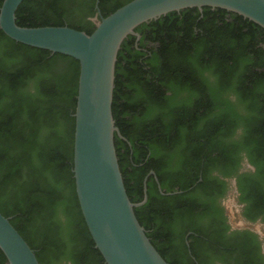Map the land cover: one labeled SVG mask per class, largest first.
<instances>
[{"label":"trees","instance_id":"1","mask_svg":"<svg viewBox=\"0 0 264 264\" xmlns=\"http://www.w3.org/2000/svg\"><path fill=\"white\" fill-rule=\"evenodd\" d=\"M127 1L97 0L100 16ZM94 3L21 0L14 22L88 34L94 25L84 18ZM133 31L138 39L124 37L113 64V147L130 202L142 199V180L152 171L146 200L132 210L153 248L175 264L155 216L165 221L173 211L191 210L185 193L201 181L203 166L235 174L244 153L254 171L247 197L239 188V200L258 212L264 208V29L237 13L202 6L169 11ZM77 76L72 57L16 42L0 30V214L39 264H105L80 213L71 171ZM192 165L190 182L180 181ZM154 178L163 193L151 191ZM0 264H6L1 251Z\"/></svg>","mask_w":264,"mask_h":264},{"label":"water","instance_id":"2","mask_svg":"<svg viewBox=\"0 0 264 264\" xmlns=\"http://www.w3.org/2000/svg\"><path fill=\"white\" fill-rule=\"evenodd\" d=\"M21 0H2L0 30L12 40L77 60L72 138V176L80 213L105 264H167L150 244L133 214L113 147V64L120 42L141 22L172 10L222 8L264 29V0H129L94 21L90 33L62 26H18ZM94 9L98 13L97 0ZM0 251L6 264H39L33 251L0 214Z\"/></svg>","mask_w":264,"mask_h":264},{"label":"flooded vegetation","instance_id":"3","mask_svg":"<svg viewBox=\"0 0 264 264\" xmlns=\"http://www.w3.org/2000/svg\"><path fill=\"white\" fill-rule=\"evenodd\" d=\"M100 15V12L94 11L84 19L94 25L95 19ZM136 34L137 36L133 34L135 40L138 39V33ZM261 46L264 48V44ZM235 133L238 135L240 129H236ZM234 137L237 138L235 134ZM193 171H195L194 165L188 169L187 174L178 179L188 184L190 173ZM253 171L254 167L248 162L244 153H240L235 174L224 176L208 165L203 166L197 172L199 178L196 182L201 181L188 185L189 191L185 193L191 210L187 214L173 211L165 221L155 216L156 223L167 233L162 245L168 248L169 260H175V264H264V250L261 243L256 240L258 242L256 245L248 231H231L237 224L256 228L264 223V208L258 212L252 204L239 200V188H243V195L247 197L246 187L253 180L251 177ZM149 174H153L152 171H148L142 180L144 201L146 200L144 183ZM202 174L203 178H201ZM238 175L240 177H237ZM155 181L157 182V179ZM165 181L171 182L172 178H166ZM153 188L151 191L154 190V193H163V188L158 182ZM184 245L187 246L191 256ZM242 251L245 255H241ZM243 256L247 262L243 261Z\"/></svg>","mask_w":264,"mask_h":264},{"label":"clouds","instance_id":"4","mask_svg":"<svg viewBox=\"0 0 264 264\" xmlns=\"http://www.w3.org/2000/svg\"><path fill=\"white\" fill-rule=\"evenodd\" d=\"M248 231L250 234L262 245V250H264V223L256 228H248L246 225L237 224L235 228L231 231Z\"/></svg>","mask_w":264,"mask_h":264}]
</instances>
